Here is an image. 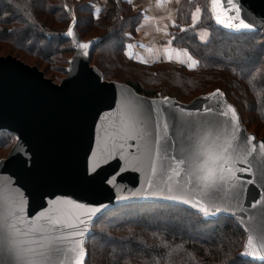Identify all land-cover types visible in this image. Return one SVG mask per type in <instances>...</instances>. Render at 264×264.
<instances>
[{"label":"water","instance_id":"water-1","mask_svg":"<svg viewBox=\"0 0 264 264\" xmlns=\"http://www.w3.org/2000/svg\"><path fill=\"white\" fill-rule=\"evenodd\" d=\"M235 2L240 5L242 18L256 27L237 30L221 26L233 31H263L264 34V27H261L264 0ZM72 33L75 55L70 60L67 77L59 84L47 78L37 66L12 56L0 57V131L8 129L19 136L10 155L0 165V213L8 196L22 201L24 216L32 222H36L40 213L62 222H84L79 224L84 236L69 237L62 246L63 252L53 256L49 264H72L74 253L70 249L78 247L77 241L81 239L84 249L93 221L117 205L161 201L202 213L192 204L165 198L183 195L184 199H193V202L201 198L195 190L191 193L175 190L177 179L184 182V172L177 178L169 168L184 166L177 165L170 157L180 159L185 146L176 133L183 125L229 119L220 116V111H229V103L220 97L212 100L199 97L188 107H180L179 102L170 99L167 106L161 107L159 101L142 97L129 86L103 81L104 85H98L99 73L90 64L91 51L97 40L89 41V48L82 49L78 45L85 42L75 27ZM206 106L212 111L205 112ZM165 117L169 129L167 132L156 129V136L164 137L160 156L156 158L155 136L143 137L138 130L146 123L151 131L154 122ZM236 135L241 141L255 137L248 144L249 147L257 145L253 155L247 158L248 163L238 165L252 168L251 173H238L245 181L239 203L227 192L223 194V202L203 199L209 206L217 203L222 209L210 217L230 215L240 222L247 238L249 235L253 238V249L259 253L256 257L245 255L253 250L246 244L243 255L264 262L259 258L264 256V241L260 238L264 233V207L250 206L254 200L264 197V149L259 147L264 141L249 133L241 118ZM171 141L176 143L171 144ZM153 163L155 174L151 171ZM169 175H172L171 181ZM250 180L255 183H247ZM169 184L174 187L172 192L167 190ZM92 208L99 211L89 219L86 214ZM57 234L48 233V236ZM2 257L3 250L0 249ZM86 258L87 254L84 264Z\"/></svg>","mask_w":264,"mask_h":264},{"label":"trees","instance_id":"trees-1","mask_svg":"<svg viewBox=\"0 0 264 264\" xmlns=\"http://www.w3.org/2000/svg\"><path fill=\"white\" fill-rule=\"evenodd\" d=\"M104 1L96 15V5L89 0H81L82 5L90 8H84L86 15L80 12V19L88 20L93 28H117L120 27L115 24L117 16L122 17L124 10H133L135 3L132 0ZM195 4L203 8V21L210 33L208 39L201 42L192 29L184 33L190 46L180 42L182 36L178 35L174 43L199 62L196 67L169 66L171 69L159 72L155 69L158 66L146 68L156 72L160 79L169 80L166 90L183 87L191 94L199 92V98L219 89L224 100L236 108L246 130L260 138L264 131V86L258 84L256 90L250 88L247 75L241 72V67L245 66L241 56L250 55L254 44L264 42L263 31L229 30L214 19L210 0H194L192 5ZM178 8L180 13L183 9V14L191 11L188 0H179ZM72 12L70 0H0V45L8 48L9 52L26 54L46 65L59 64L61 56L66 55L65 63L69 66L75 54L68 35L69 29L72 30ZM27 20L34 23L28 24ZM83 25L77 17L75 28L81 39L86 33ZM122 28L124 26L110 34L92 38L97 42L91 51V62L99 52L98 46L106 48L104 52H108L109 57L126 58L124 50L128 33H124ZM99 37L100 40L96 39ZM112 38L113 45L104 44ZM129 87L147 97L157 93L144 90L140 84ZM210 88L212 91L209 93ZM177 94L181 96L184 92L177 90ZM255 125L258 127L253 129ZM1 131L15 135L8 129ZM8 142L6 137L4 143ZM124 206L132 210L120 211L119 208ZM91 230L84 241L85 264H264L243 255L247 233L234 216L210 217L170 202L139 201L117 205L96 218Z\"/></svg>","mask_w":264,"mask_h":264},{"label":"snow or ice","instance_id":"snow-or-ice-1","mask_svg":"<svg viewBox=\"0 0 264 264\" xmlns=\"http://www.w3.org/2000/svg\"><path fill=\"white\" fill-rule=\"evenodd\" d=\"M210 5L214 19L220 25L237 30H251L256 27L254 23H249L242 18L240 5L235 0H210ZM13 6L19 7V5ZM24 7L27 5L25 4ZM200 12L201 9L196 8V13ZM198 18V15L193 17V19ZM27 23L33 24L34 21L27 20ZM261 27H264V18L261 20ZM68 35H73L71 29H69ZM90 43H82L78 47L88 49ZM250 51V55L241 56V61L245 65L241 67V72L247 75L250 88L256 90L258 84L264 86V42L259 45L254 44ZM166 52L168 59H172L171 51L166 50ZM129 55L131 56L132 53ZM189 60L191 61L189 67H195L199 63L191 56H189ZM259 94L257 91L258 96ZM213 95H223V93L217 89ZM227 108L229 111H220V116L229 117L227 121L209 120L181 126L176 134L181 137V142L185 145L182 149L183 156L180 159L175 156L170 157L177 165L184 166L183 168H169L172 175L177 178L181 177L182 171L184 172V182L181 183V180L177 179L175 190L180 193L185 191L191 193L195 190L201 194V198L196 199L195 202L193 199H184L183 195L165 198L192 204L204 215H214L215 212H220L222 209L217 203H211L209 206L204 202L203 197H207L211 201L223 202L225 199L223 194L227 192L233 201L239 203L245 181L238 173H251L252 168L250 165L248 167H239L238 165L247 164V158L251 157L257 149L256 144H251L250 147L248 144V141L255 140V137H247L241 141L240 137L236 135L240 128V117L231 104H228ZM204 111L211 112L212 109L206 106ZM157 128L167 132L169 129L168 119L166 117L162 120L157 119L151 131L148 130L145 123L138 130V134L143 137L155 136V157L159 158L161 140L164 137L156 136ZM175 143L176 141H171V144ZM259 147L264 149V142H260ZM151 171L155 174V163H153ZM172 175L168 176L169 181L172 180ZM262 176H264V171H262ZM247 183L254 184L255 181L250 180ZM151 187L152 184L149 182V188ZM167 190L172 192L173 185L169 184ZM147 194L145 193V195ZM257 205L264 207V197L254 200L250 204L252 208H256ZM75 207L82 208L84 206L75 205ZM213 209L215 211H212ZM98 211V208H92L86 215L90 219ZM35 221L32 222L25 218L22 201L5 197L3 212L0 213V249L3 250L0 264H49L53 256L63 252L62 246L69 237L82 238L84 236V232L79 230V224L84 223L83 221H78L75 224L62 222L59 219L54 220L45 213H40ZM48 233L58 234L49 238ZM260 238L264 241V233H261ZM77 244L78 247L70 249L74 253L72 264H84L86 252L83 249L82 239L77 241ZM247 246L249 249H253L251 235L247 238ZM244 254L259 256L255 249ZM259 258L264 259V256Z\"/></svg>","mask_w":264,"mask_h":264},{"label":"rangeland","instance_id":"rangeland-1","mask_svg":"<svg viewBox=\"0 0 264 264\" xmlns=\"http://www.w3.org/2000/svg\"><path fill=\"white\" fill-rule=\"evenodd\" d=\"M81 0H70V8L73 9L71 13V28L76 27L77 17L78 21L82 22L83 28L85 30V37L82 39L83 42H89L93 40L97 36H104V34H110L115 30H119L120 27L124 33H128V37L126 36V40H128L127 44H125L126 49L124 50L127 54L126 58L121 57H109V53H105L102 46L99 47V52H97L94 56L93 62H91V66L94 67L98 73L100 80L107 83H115L123 86L129 85H141L146 91H156L153 97H146L155 101H159L161 107L167 106L170 102V99L177 100L178 105L180 107H188L192 104L200 93L196 92V94L188 93L189 91H185V88L179 87L178 89H168L170 93L166 90L168 87V81L160 79L155 75L156 72L153 70H149L146 67L150 66H158L155 67L157 72L166 68H170L169 66L186 67L188 69H193L195 67H189V53L184 50V48L179 47L177 44L175 45V37L181 38L180 42H183L190 46V42L186 41V36L184 33L186 31H194L197 32L199 40L204 42L209 37V28L205 21H203V8L199 5H192L194 0H188L191 11L189 10L185 14H183V9H181V13L179 8L177 7L178 0H172L173 3L170 8L171 18L162 19L159 18L160 11H155V7L151 8V6L144 5L146 0H132L134 3L133 10L127 9L122 12V17L117 16L116 26H107L103 29H99L98 27H94L91 25L88 20L80 19V12L84 11V8H90L88 5H82ZM95 5L99 3V0H89ZM142 1V2H140ZM164 1V0H162ZM140 2V3H139ZM159 2H161L159 0ZM150 3H153L151 0ZM127 8V7H126ZM196 8H200L201 12L199 14L196 13ZM135 9V10H134ZM100 6L97 5L96 15L99 14ZM82 14L86 15L85 12ZM199 16L198 19H193L194 16ZM191 19V20H190ZM190 21V22H189ZM141 23V24H140ZM140 24V25H139ZM200 24V25H199ZM98 25V24H97ZM95 25V26H97ZM109 31V33H108ZM194 35V34H193ZM114 38V37H113ZM113 38L104 44L113 45ZM100 40L99 38H96ZM102 39V38H101ZM115 42H117L115 40ZM143 42V43H142ZM131 45V47H129ZM75 49V45H72ZM166 50L171 51L172 59H168V53ZM129 53H132L130 56ZM75 55V54H74ZM72 55L71 59L74 57ZM19 57L22 62L30 65L37 66L42 72L45 73L46 77L53 80L55 83H61L68 75L66 71L69 67L65 63L66 55L61 56V60L59 64L46 65L42 62L37 61L36 58L28 56L26 54H22L16 51H8V48L0 45V57ZM70 56V55H69ZM192 57V56H191ZM193 58V57H192ZM18 59V58H17ZM194 59V58H193ZM146 61V62H145ZM70 64V62H69ZM48 66V69L46 67ZM171 69V68H170ZM164 70V72H166ZM171 72H169L170 74ZM183 91L184 94L181 96H177V90ZM212 88H210L207 92L210 93ZM176 92V94H175ZM193 92V91H192ZM216 92V90H215ZM215 92L206 95L208 99L212 100V98L220 97L223 98V95H213ZM178 97H176V96ZM258 127V125L253 126V129ZM251 129V128H250ZM252 130V129H251ZM8 133V132H7ZM5 131L0 132V165L3 161H5L13 150L15 144L17 143L19 136L13 135L10 136V133L7 134ZM250 133V132H249ZM256 136V135H255ZM8 137V144L4 143V139ZM262 137H264V131L262 132ZM260 136V138L256 137L257 140L264 139ZM120 211L129 212L132 210L130 207L124 206L119 208ZM209 216V215H208ZM85 249V245H84ZM86 250V249H85Z\"/></svg>","mask_w":264,"mask_h":264},{"label":"crops","instance_id":"crops-1","mask_svg":"<svg viewBox=\"0 0 264 264\" xmlns=\"http://www.w3.org/2000/svg\"><path fill=\"white\" fill-rule=\"evenodd\" d=\"M136 1H135V3H136ZM160 1L161 2H159V0H153V3H150L151 0H146L144 2V5H146L147 7L148 6H151V8H154L155 7L154 8L155 11L156 10L157 11H160L161 10L162 13L161 14L160 13L158 14L159 15V18H162V19L169 18L170 19L171 18V13H170L171 6L170 5H172L173 1L172 0H164V1L160 0ZM140 2H142V1H140ZM104 3H105L104 0H99V3L97 5L101 7ZM97 5H96V8H97ZM178 5H179V0L177 2V7H178Z\"/></svg>","mask_w":264,"mask_h":264},{"label":"bare ground","instance_id":"bare-ground-1","mask_svg":"<svg viewBox=\"0 0 264 264\" xmlns=\"http://www.w3.org/2000/svg\"><path fill=\"white\" fill-rule=\"evenodd\" d=\"M98 85H104V83H102V80H100V82H98Z\"/></svg>","mask_w":264,"mask_h":264}]
</instances>
